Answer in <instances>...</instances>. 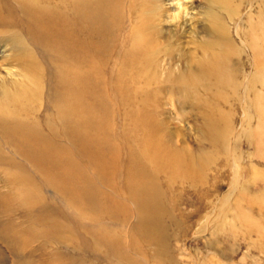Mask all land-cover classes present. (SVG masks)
I'll list each match as a JSON object with an SVG mask.
<instances>
[{"label": "bare ground", "instance_id": "bare-ground-1", "mask_svg": "<svg viewBox=\"0 0 264 264\" xmlns=\"http://www.w3.org/2000/svg\"><path fill=\"white\" fill-rule=\"evenodd\" d=\"M10 1L0 5V33L14 30L11 41L24 45H33V40H58L62 66L50 68L44 76L28 49L23 46L21 53H14L12 60L19 62V72L14 74L21 78L0 81V137L17 140L28 146L27 151L38 154L42 151L29 145L63 138L75 145L85 165L100 178L109 180L107 171L117 174L112 183L121 186H112L107 194L123 202L106 204L105 210L112 216L128 212L134 230L144 232L149 241L155 238L151 230L159 220L158 212L170 211L162 203L163 183L170 189L175 184L202 185L210 161L218 155H226L224 163L231 159L234 181L241 175L240 157L228 154L232 126L226 104L243 99L245 117L254 107L256 129L246 135L249 143H255L253 154L264 158V59L259 42L264 27L252 23L241 41L255 55V69L245 82L247 75L242 74L241 79V66L233 65L231 59L238 46L225 39L219 12L235 14L230 0H208L213 6L208 9L213 27L209 33L215 38L199 43L197 58L177 57L170 41L164 42L158 35L159 0ZM241 87L243 94L239 93ZM182 102L197 109L207 147L194 151L187 144L177 145L159 118L165 103L179 106ZM110 153L112 164L107 162ZM66 156L65 179L70 184L71 171L78 167L70 153ZM81 171L82 185H67L66 192L86 193L88 207L99 212L101 205L93 202L97 184L90 183L84 168ZM241 217L253 224L245 212ZM85 225L95 230L88 231L90 238L83 233L82 251L65 253L63 262L57 264H152L147 254L153 252L154 257L157 251L120 250L116 247L119 238L111 229L104 234L96 222ZM120 236L137 249L135 233ZM182 248L178 247L179 257L184 256ZM60 253L48 251L47 259L56 264ZM173 259L184 262L176 256Z\"/></svg>", "mask_w": 264, "mask_h": 264}, {"label": "rangeland", "instance_id": "rangeland-1", "mask_svg": "<svg viewBox=\"0 0 264 264\" xmlns=\"http://www.w3.org/2000/svg\"><path fill=\"white\" fill-rule=\"evenodd\" d=\"M9 1L0 0V5L3 7ZM230 3L235 7L234 15L219 10L226 28L224 37L238 46L231 59L233 65L241 66L240 78H244L242 74L247 75L244 80L247 82L255 69V55L253 49L241 41L252 23L264 27V0H230ZM157 4L156 22L162 41H170L177 57H200L199 43L215 38L209 33L212 26L208 9L213 6L208 0H159ZM5 12L8 13V10ZM13 32L0 33V81L21 78L14 74L19 72V62L13 61L12 57L16 52L21 53L23 46L39 63L44 76L50 68L61 69L62 49L58 40L40 43L33 40L34 46L30 43L24 45L11 41ZM104 34L108 33L104 31ZM259 37L260 57L264 59V36ZM240 91L242 94L245 92L243 87ZM242 100L241 103L236 100L224 106L232 126L228 134V154L229 157H240L241 175L234 181L231 159L224 163L226 155H218L210 161L202 185L175 184L170 189L163 183L161 189L165 195L162 203L170 211L158 212L159 220L151 230L155 237L153 241H149L144 232L134 230V219L128 212L112 216L105 210L106 204L123 202L107 194L112 186L120 188L121 184L117 181L112 183L118 176L107 171V180L100 178L97 171L93 173L75 145L68 144L63 138L35 141L29 146L43 153L38 154L27 151L28 146L17 140L0 137V264H52L46 253L62 251L54 261L57 264L63 260L65 253L69 256L71 253L78 254L75 251H82L79 246L83 233L90 238L88 231L95 230L85 225L91 222H96L104 234L111 229V233L119 238L116 247L120 250L157 251L154 257L153 252L147 254L152 264H264V158L253 154L255 143L247 140L246 134L256 129L258 117L252 106L249 116H244L246 105ZM182 103L179 106L176 104L178 108L165 103L159 118L172 133L177 145L187 144L194 151L200 146L207 147L197 109ZM67 153L74 158L75 168L78 167L71 171L74 178L69 181L70 184L65 179ZM107 158H111L107 160L111 163L112 154ZM83 168L90 183L97 184L93 202L101 205L99 212L88 207L90 201L85 197L86 193L73 195L66 192L67 185L70 188L82 185ZM244 212L253 224L243 220L241 213ZM127 231L135 233L136 250L120 236ZM38 246L42 247L37 249ZM179 246L183 247L182 257L176 255ZM174 256L184 262L175 261Z\"/></svg>", "mask_w": 264, "mask_h": 264}]
</instances>
